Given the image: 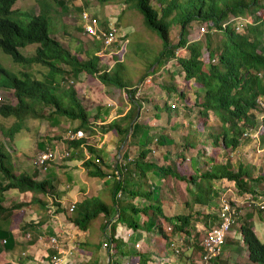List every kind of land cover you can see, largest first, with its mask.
Here are the masks:
<instances>
[{
  "label": "trees",
  "instance_id": "1",
  "mask_svg": "<svg viewBox=\"0 0 264 264\" xmlns=\"http://www.w3.org/2000/svg\"><path fill=\"white\" fill-rule=\"evenodd\" d=\"M16 1L0 0V50L9 55L14 63L24 66L39 64L46 67L48 71L43 78H37L25 71H20L18 74L11 72L0 65V86L11 89L16 99L13 104L0 103V115L17 119L14 125L2 132L12 141L14 133L19 131L18 121L29 115L43 117L44 115L36 110V106L49 105L53 113L65 119L76 120L74 130H82L87 134L93 133L98 128L103 133L113 132L120 142H124L128 134L131 135L137 128H143V147L138 156L144 159L151 151L149 144L154 138L153 135L157 134L159 126L163 130L175 124L169 118L177 116L176 107L168 105L167 100H164L161 109L157 103H154L151 107V116H154L158 122L162 121V124L152 128L147 123H143L139 117L141 106L133 97L137 88L124 81L123 74L117 70L123 68L122 63L116 61L112 67L108 68L99 63L98 45H91V47L83 45V49L72 51L53 37L49 31L51 18L47 7L50 6V2L47 0L41 1L42 9H39L37 14H26L13 8ZM132 2L143 15L146 26L155 31L161 41V48L154 63L160 62L162 58L172 57L181 67L185 80H193L198 90V99L193 101L194 115H185V123H183L185 125L180 128L182 129L180 143L182 149L179 152L163 150L165 163L164 161L159 163L153 157L145 161L127 160L122 164L111 166L103 162L93 146H87L88 157H85L82 150L86 144L84 137L66 142L69 159L76 157L83 159L81 164L85 169L87 180L105 181L108 177H113L110 187L112 202L106 203L97 196H92L75 202L72 210H70L71 203L62 207L58 202H54L55 211L69 212L66 218L79 231L89 229L91 221L98 215L106 219L103 228L109 226L112 219L114 230L110 228L106 245L109 255L111 243H114L115 252L120 255L121 244L124 242L120 236L115 235V229L124 225L127 236L125 242L129 244V238L138 235L142 225L145 231H148L150 220L153 229L158 230L164 240L174 239L177 233H180L183 239L191 235L198 240L200 233L197 231L191 234L188 229V227L195 228L192 224L194 213L204 217L205 225H207V219L212 220L213 225L221 221L220 206L213 204V199L218 195L214 184L218 180L234 183L242 196L252 195L253 198H258L264 192V188L259 190L258 186L260 182L264 183V175L253 176L250 167L243 163H239L234 169L228 162L226 164L213 162L206 169H202L203 165H198V159L199 157L203 159L204 154L202 149L197 148L200 130L203 131L211 121V115L214 119L208 127V139L212 145L220 146L226 155L240 144L243 135L251 134V130H258L261 137L264 135V119L258 120V114H264L262 40L264 0H132ZM15 13H23L27 18L24 22L16 20L12 17ZM241 18H247V21H241L238 25L237 20ZM106 19L107 25L105 24L102 31L108 33L112 28L116 29L110 26V23H116V18L114 21H111L109 16ZM193 21L205 23L207 30L203 39L188 40V27ZM99 23L97 19V25ZM238 26H241L239 30ZM79 27L84 30V23H81ZM173 27L178 29L175 40L171 35ZM28 45H36L35 50L32 55L25 56L19 49ZM82 51L84 58L81 56ZM204 52L207 56L206 61L202 57ZM153 64L140 76L141 81L150 74L148 71ZM84 73L95 76L105 86L127 90L130 106L126 112L99 126L90 121L89 113L76 97V89L71 85L65 88L60 87V83L65 79H70L71 82L80 81V76ZM164 88L177 93L181 101L185 103L184 90L176 91L174 86L165 85ZM99 117L101 120L105 119L101 115ZM155 141H157L156 149L170 141L175 142L161 132L156 135ZM194 150L195 153H193ZM186 160H189L192 167L191 173L180 172L179 166L184 165ZM149 172L157 173L163 178L173 176L185 182L189 195L185 204L190 207V212L177 215L166 214L158 199L156 186L148 179ZM0 175L2 179L0 181V221L7 219L13 209L29 205L34 207L33 211H36L38 220L30 221L23 229L43 224L49 217L48 200H45L43 196H50L56 190L55 185L52 184L53 179L48 176L38 179L36 174L33 176L26 172H16L11 163L10 153L1 144ZM9 189L17 190L23 196V201L10 207L4 205V192ZM118 192H124L126 197L119 200ZM136 197L144 198L148 203L139 206L132 201V198ZM230 203L235 205L234 201ZM194 205L201 208L208 207L209 212L203 213V209L194 211ZM254 206L258 212L264 209V206L260 204L254 203ZM236 207L237 213L240 207L238 205ZM213 208L217 210L216 213L212 212ZM140 213L147 216L142 224L139 221ZM237 219L239 220L238 217ZM238 232L246 247L248 261L252 264H264V241H261L250 224L245 222L239 224ZM202 238L198 240L199 244H195L199 249V258L205 253ZM1 239H3V246L0 248V253L12 248L13 235L9 227L1 226L0 223ZM236 241L240 243L238 239ZM128 247L129 245H126L125 253L130 257ZM52 253L53 251L49 252V254ZM182 253L185 252L182 250L180 255ZM129 259L130 263H128ZM129 259L126 264H148L149 260L146 252H140L135 248ZM213 262H215L214 258L210 259V263ZM0 264L13 263L3 261Z\"/></svg>",
  "mask_w": 264,
  "mask_h": 264
},
{
  "label": "rangeland",
  "instance_id": "2",
  "mask_svg": "<svg viewBox=\"0 0 264 264\" xmlns=\"http://www.w3.org/2000/svg\"><path fill=\"white\" fill-rule=\"evenodd\" d=\"M42 0H17L13 5V8L18 9L26 14H37L39 9H42ZM49 3L48 11L50 13L51 20L49 21V31L51 35L58 39L65 47H68L72 51L84 48L83 45L91 47V45H98L99 51L97 54L100 56V64L112 67L116 61L122 63L123 68L117 69L123 74L124 81L130 83L132 87H136L137 90L134 93V99L141 106L139 117L143 120V123H147L152 128L162 124V121H156L152 115L151 107L154 103L159 105V109L167 100V104L176 107L177 116L171 119L172 126H167L162 130L159 126L157 134H154L152 142L149 144L151 151L147 153L144 159L139 158V152L142 149V143L144 141V129L137 128L128 134L124 142L118 140L113 132L106 133L95 129L93 133H85L86 144L82 148L84 154H88L87 146H93L97 153L100 155L103 162L110 164L111 166L119 165L127 160H150L155 157L159 163H165L164 151L179 152L182 149L181 146V126L185 125L184 116L194 115L195 109L193 108V101L198 99V90L193 80L186 81L184 73L178 63L172 57L162 58L160 62H155V57L161 48V41L155 31L149 29L144 23L143 15L134 6L132 0H47ZM85 12L88 15L87 24L91 25L95 30V34L100 35L98 32L102 31L107 25L106 18L109 16L111 21L116 18V23H110V26L116 28V39L108 46H105L102 42V38H97L95 35L87 34L83 29H80V24L84 23L81 18V13ZM12 17L16 20L25 21L27 18L25 14L15 13ZM99 19L98 26H95L93 19ZM247 21V18L238 19L237 24ZM106 24V25H105ZM241 26H238V30ZM98 28V32H97ZM206 25L203 22L193 21L188 27L187 38L188 40L203 39L206 32ZM178 29L173 27L171 35L173 40L177 36ZM264 46V35L262 37ZM36 45H28L24 48H20L25 56H30L34 53ZM81 56L84 58L83 51ZM206 61V52L202 55ZM154 63V64H153ZM152 65L148 71L150 73L144 80H140V76L146 72V69ZM0 65L7 70L19 73L20 71L28 72L31 76L37 78H43L48 69L39 64L21 65L14 63L10 56L3 53L0 50ZM153 70V72H152ZM140 80V81H139ZM73 86L76 89V97L80 101L83 108L89 113V120L97 124V126L106 124L110 120L119 117L126 112L130 106L129 98L127 96V90L118 89L116 87H108L103 85L95 76L89 74H82L80 81H72L65 79L60 83V87ZM165 86H174L176 91L184 90L186 101L183 103L181 98L174 91H168ZM200 93V92H199ZM16 99L12 94V90L0 86V103H15ZM36 110L43 114V117H36L29 115L23 120L18 121L19 131L14 133L12 141L9 140V136L2 131L6 130L10 126L17 122L14 117H3L0 115V144L5 147L6 151L10 153L11 163L13 169L16 172H26L30 175L36 174L38 179L43 177L52 178V184L57 187V191L54 190L49 196H43L49 200L46 218L48 225H45V230L50 228L49 231H39L41 246L35 245L37 255L32 258L28 256L27 252H24L28 245L34 243L35 236L30 227L23 229L30 221L38 220L36 211H33V206L24 208H16L10 212V216L7 219L0 221L1 226H7L17 229L15 232L19 238L16 246L12 250H4L0 253V262L12 261L18 263L21 257V261H26L32 258L33 264H49L53 255H59L64 260L65 264H126L128 259L132 257L134 248L140 252H146L148 254V264H200L199 249L195 246L199 244V239L203 237L205 232L214 224L212 220L207 219V225L204 224V217L194 213V229L190 230L191 234L195 232L200 233L199 241L193 238L191 235L183 237L180 233H177L174 239L164 240L158 230H154L151 220L148 224V231L144 229V225L140 227L138 235H134L129 238V244H126V231L124 225H121L119 229L114 231L116 236H120L124 242L121 244L120 255L115 252L114 243L110 245V255L107 250L108 236L110 234V228L113 229L112 219L110 225L103 228V224L106 221L104 216L98 215L95 220L91 221L88 232L83 233L76 227L74 228L70 223L64 221L63 217L65 213H56L57 217L51 219V213L55 214V203L58 202L62 207L72 204L67 195V189L65 185L67 183L66 176V160L69 157H61L66 148V131L76 126L77 121L65 119L52 112V108L49 105L36 106ZM104 117L101 120L99 116ZM145 117V118H144ZM264 119V114H258V120ZM214 116L211 115L210 122L204 127V130H200L198 135L199 144L198 149L203 150L204 157L198 159V165H203L202 169H206L207 166L213 162L224 163L228 162L234 169L237 168L239 163L247 165L252 170L253 176L264 175V135L261 137L258 130H251V134L243 135L240 144L229 154L226 155L225 151L220 146L212 145L208 139L207 132L210 123L213 122ZM215 125V124H214ZM216 128V126H214ZM78 130V129H77ZM165 133L167 138L174 140L175 142L165 143L162 147L155 148L157 141H155L156 135L159 133ZM152 136V137H153ZM135 141V142H134ZM45 149V150H44ZM50 149L54 158L48 161L46 168L38 166L36 156L43 151ZM164 150V151H163ZM195 153V150L193 151ZM213 156V157H210ZM92 157V156H91ZM94 157V156H93ZM66 158V159H65ZM83 169V170H82ZM79 171L74 172L75 180L80 184L85 183V169L82 167ZM180 172L191 173L192 167L189 160L185 161L184 165L179 166ZM72 172V171H71ZM72 176V173L70 174ZM148 179L156 186V192L164 211L168 215L189 213L190 207L185 204V201L189 199L187 194L186 183L176 179L173 176H167L163 178L157 173L149 172ZM0 175V181H1ZM113 177H108L105 181H100V186H87V195L97 196L99 199L106 203H111L110 187ZM91 184V183H90ZM96 184V182H95ZM254 184V183H253ZM255 185V184H254ZM259 190H263L264 183L260 182L258 185ZM215 191L218 195L213 199V204L218 207L222 198L225 200L234 201V207L238 205L239 211L236 213V224L232 226L231 232L226 236L225 242L221 247L219 255L214 256L215 262L212 264H252L247 259V250L242 243L241 235L238 232V226L240 223L245 222L250 224L253 230L259 235L261 241H264V209L262 212H258L254 203L264 206V192L258 198H253L252 195L239 194L234 183H228L226 181H216L214 184ZM86 191V188L85 190ZM223 194L221 195V193ZM5 199L4 205L12 206L15 203L23 201V196L18 195L17 191L9 189L4 192ZM42 196V194H40ZM117 197L119 200H123L126 195L124 192H118ZM57 199H63L64 202ZM251 199L253 202H250ZM51 200V201H50ZM132 201L139 206H143L145 203L144 198H132ZM70 204V205H71ZM237 208V207H236ZM194 211L202 210L203 213L209 212L208 207L201 208L198 205L193 206ZM50 210V211H49ZM216 209H212V212L216 213ZM35 213V214H34ZM64 214V215H62ZM69 214V212H68ZM33 217V219H30ZM67 217V216H65ZM239 218V220L237 219ZM27 220H24V219ZM147 219V216L140 213L139 221L142 224ZM44 222V223H45ZM51 225V226H50ZM59 229L53 230V227ZM73 227V228H72ZM5 228V227H4ZM73 229V230H72ZM114 230V229H113ZM57 233V234H55ZM64 236H66L64 238ZM137 236V237H136ZM51 238H55L54 245L51 244ZM239 240L240 243L236 241ZM138 240H140L138 242ZM185 240V241H184ZM230 240V241H228ZM241 240V241H240ZM39 241V238L36 240ZM155 242V243H154ZM126 245L130 252V257L125 253ZM3 246V239L0 240V248ZM37 246V247H36ZM185 253H181V251ZM53 251L52 254L49 252ZM40 252V253H39ZM25 253V255H23ZM109 255V256H108ZM218 256V257H217ZM130 263V259L129 262ZM136 263V262H135ZM132 264V263H131ZM211 264V263H209Z\"/></svg>",
  "mask_w": 264,
  "mask_h": 264
},
{
  "label": "built area",
  "instance_id": "3",
  "mask_svg": "<svg viewBox=\"0 0 264 264\" xmlns=\"http://www.w3.org/2000/svg\"><path fill=\"white\" fill-rule=\"evenodd\" d=\"M81 18L84 21V31L91 35H95L97 38H102V42L105 46L111 45L115 39H116V29L112 28L108 33L104 31H99L97 28V32L100 35L95 34V30L93 27L89 24H87L88 15L84 12L81 13ZM97 17L93 19V22L95 26L97 25ZM85 137V133L82 130H76L72 131L71 129H67L66 131V139H77ZM69 151L65 150L64 153L61 155V157H68ZM54 158L53 153L50 151V149L41 152L36 156V161L38 166H42L43 169L46 168V164L48 161ZM253 200L251 199V202ZM74 207V203L70 205V210H72ZM236 206L234 207L231 205L229 200H225V198L221 199L220 202V211H219V218L220 222L219 224H215L212 227H210L202 238V246L204 248L205 253L200 257V264H209L210 259L216 257V255H219V252L221 250L222 245L225 242L226 236L231 232L232 226L236 224ZM55 238H51V244L54 245ZM49 264H65L64 260L61 259L59 255H53L51 257Z\"/></svg>",
  "mask_w": 264,
  "mask_h": 264
},
{
  "label": "crops",
  "instance_id": "4",
  "mask_svg": "<svg viewBox=\"0 0 264 264\" xmlns=\"http://www.w3.org/2000/svg\"><path fill=\"white\" fill-rule=\"evenodd\" d=\"M80 78H82V75L80 76ZM85 149V148H84ZM85 157H88V154L86 155L85 154ZM67 158V157H66ZM65 158V159H66ZM82 158H79V157H76V158H67V160H66V162H65V164H66V171H67V176H66V178H67V183H66V185H65V189H67V195H68V199L70 200V201H72L73 203H75V202H77V201H79V200H82V199H84V198H89V197H92L91 195H89V197H88V195H87V186H100V181H104V180H91V181H89V180H87V179H85V183H88V182H90L89 184H87V186L85 187V185H83L82 183H78L76 180H75V178H74V172L73 171H79V172H81L79 169H82ZM83 170V169H82ZM72 171V172H71ZM72 173V176H70V174ZM44 178V177H43ZM95 182H96V184H95ZM85 188H86V191H84L85 190ZM56 189H57V187H56ZM13 190H15V189H13ZM15 191H17V190H15ZM57 191V190H56ZM17 194L18 195H20L19 194V192L17 191ZM21 196V195H20ZM45 200H47L46 198H45ZM58 201H61V202H64L63 201V199H57ZM51 201V200H50ZM48 202H49V200H48ZM28 207H30L29 205L28 206H26L25 207V209H27ZM50 211V210H49ZM56 213H62V212H57V211H55V214H53V213H51V219L53 218V217H57V215H56ZM35 214V213H34ZM62 215H64V214H62ZM66 215H68V212H66L65 213V216ZM63 217V219H64V221H66L67 223H70L69 221H68V219L66 218V217ZM30 219H33V217H31ZM24 220H27L26 218L24 219ZM34 221V220H33ZM37 221V220H36ZM36 221H34V222H36ZM71 224V223H70ZM45 225H48L47 224V222H45V223H43V224H41L40 226H37V227H31V229H32V231H33V234H34V236H35V241H34V243H32V244H30V245H28V247H27V249L24 251V252H27L28 253V256H32V258L34 257V256H36L37 255V250L34 248V246L35 245H38L39 244V246H41L40 245V243L42 242L41 240H40V237H37L36 238V236H40L41 234H39V231H42V230H45V227H47V226H45ZM72 225V224H71ZM51 226V225H50ZM74 228H75V226L74 225H72ZM72 227V228H73ZM51 228V227H50ZM50 228H47L45 231H49V230H52V229H50ZM120 228V227H119ZM119 228H117V229H119ZM57 229H59L58 227H53V230H57ZM9 230L11 231V233H12V235H13V246H12V248H10V249H5V250H12L15 246H16V244H17V241L19 240V238H18V236H17V234H16V230L17 229H14V228H11V227H9ZM73 230V229H72ZM88 230V229H87ZM82 231L83 233H87L88 231ZM116 230V229H115ZM54 232V231H53ZM55 233V232H54ZM55 234H57V233H55ZM66 236H64V238H65ZM39 238V241H36L37 239ZM140 240H138V242H139ZM155 243V242H154ZM37 247V246H36ZM40 253V252H39ZM23 255H25V253H23ZM23 257H21V259H22ZM32 258H29L28 260H26V261H21V259L19 260V262L18 263H15V262H12L13 264H33L32 263ZM100 262V261H99ZM98 262V264H100ZM178 264V263H177Z\"/></svg>",
  "mask_w": 264,
  "mask_h": 264
}]
</instances>
